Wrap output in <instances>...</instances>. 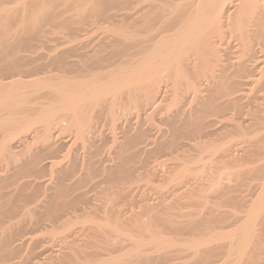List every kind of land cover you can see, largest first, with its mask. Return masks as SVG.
<instances>
[{
  "label": "bare ground",
  "instance_id": "6f19581e",
  "mask_svg": "<svg viewBox=\"0 0 264 264\" xmlns=\"http://www.w3.org/2000/svg\"><path fill=\"white\" fill-rule=\"evenodd\" d=\"M54 1L0 0V202L31 192L29 230L0 217V264H264V174L251 175L264 173V0ZM108 19L121 23L118 65L66 75L92 58L84 34ZM56 26L64 41L42 50ZM54 64L64 74L22 80ZM98 183L96 204L83 189ZM210 190L245 209L217 201L186 218ZM56 202L102 215L37 234L57 223Z\"/></svg>",
  "mask_w": 264,
  "mask_h": 264
},
{
  "label": "rangeland",
  "instance_id": "374dc122",
  "mask_svg": "<svg viewBox=\"0 0 264 264\" xmlns=\"http://www.w3.org/2000/svg\"><path fill=\"white\" fill-rule=\"evenodd\" d=\"M58 1V2H57ZM60 1V2H59ZM61 3V2H64V0H55L54 1V3ZM61 9V8H60ZM118 19V18H117ZM120 20V19H119ZM113 21V22H112ZM55 22H53V24H54ZM115 23V24H114ZM118 25H117V24ZM56 24V23H55ZM121 23H119V21H114V20H107V21H105V20H103V22L101 23V25H94V26H90V32H88V33H86V35H88L89 33V35L88 36H86L85 34H84V39H82V40H84V42L81 44L82 46H83V48H84V50H83V48L80 50V51H83L84 53H85V49H87V51H86V53H89V54H92L91 52H93L94 53V57L93 56H91L92 58H89V62L87 61L86 63H88V64H86L85 63V65H89V66H85V65H83V64H81V65H83V67L80 65V67L78 66V63L76 64V66L74 65L73 66V68L71 67H69V69L71 70V71H68L69 69L68 68H66V75L67 74H69V75H73L74 73L73 72H80V73H83L82 72V70H83V68L85 67V69L84 70H87V71H89L90 70V72H92L93 71V68L95 69L94 71L96 72V71H98L99 70V72H100V70L103 72V71H105V70H110V69H112V67L113 68H115L116 66H115V64L116 65H118V63H119V61L120 60H118L119 58L121 59V53L119 54V52H116V53H118V54H116L115 55V53H113L112 51H113V46H110V44L113 42V39L115 38H117L116 36H117V31H118V29H119V27L121 26L120 25ZM117 25V26H116ZM119 26V27H118ZM59 26H56L55 28H57V29H54V31L51 33V34H48V36L46 37V38H49L50 37V39H46V41H41L40 42V46L41 45H43V44H45V46L47 47V48H45V46H42V50H48V49H50V48H55L59 43H61L62 42V40L64 41V39H60V37L62 38L63 36H65V35H63V32H64V30H62V29H60V28H58ZM118 27V28H117ZM46 28V27H45ZM57 30H59V32L57 31ZM62 31V32H61ZM59 35H60V37H59ZM63 35V36H62ZM87 38H86V37ZM89 39V40H88ZM98 39V40H97ZM114 39V40H115ZM45 40V39H44ZM55 40H56V43H55ZM111 40V41H110ZM61 41V42H60ZM81 41H80V43H81ZM106 41H109L110 43L109 44H107L108 42H106ZM87 44H86V43ZM89 42V43H88ZM100 42H102V43H100ZM58 43V44H57ZM105 43H106V45H105ZM51 44V45H50ZM51 47H50V46ZM56 45V46H55ZM87 45V46H86ZM98 45H100V46H98ZM112 45V44H111ZM49 46V47H48ZM89 49V50H88ZM96 52H98V53H96ZM110 52H112V53H110ZM96 54H97V56H96ZM109 54H110V56H109ZM112 54H113V56H112ZM115 56V57H114ZM79 59V58H78ZM88 59V58H87ZM92 59V60H91ZM90 63V64H89ZM56 65L57 64H54L53 65V67H50V68H48L49 66H46V67H40V69H35L33 72H30V73H28L29 75H27V78L26 79H22V80H25V81H32V79H33V81H35L36 79L38 80V79H41V78H43V76L45 77V76H49V75H51V76H56V73H58L59 75H62V74H64V72L63 71H65V69H61L60 68V66H58L57 65V67H56ZM52 66V65H51ZM82 67V69H80ZM86 67L88 68V69H86ZM110 69H109V68ZM41 68H42V70H41ZM45 68V69H44ZM55 68V69H54ZM58 68V69H57ZM78 70H77V69ZM101 68H103V69H101ZM107 68V69H106ZM52 69H54L53 71H52ZM75 69V70H74ZM52 72V74H54V75H52L51 74V72ZM80 70V71H79ZM44 71V72H43ZM93 71V72H94ZM43 72V73H42ZM54 72V73H53ZM69 72V73H68ZM77 72H76V74H77ZM94 72V73H95ZM40 73V74H39ZM60 73H62V74H60ZM84 73H85V71H84ZM25 74V73H24ZM23 74V75H24ZM31 74V75H30ZM39 74V75H38ZM46 74V75H45ZM48 74V75H47ZM79 74V73H78ZM35 75V76H34ZM71 75V76H72ZM75 75V74H74ZM34 76V77H33ZM18 77H16V79H17ZM1 79L2 78H0V81H1ZM15 79V78H14ZM15 79V80H16ZM19 79V78H18ZM27 79H29V80H27ZM13 80V79H12ZM46 91H44L43 90V92L41 93V91H40V94H39V91L38 92H36V94L38 93V95H34L33 96V99L35 100V102L37 101V102H39L40 100L42 101V100H44V96L45 95H43L44 93H45ZM42 95V96H41ZM124 96H126V95H124ZM34 97H36V99L34 98ZM40 97V98H39ZM42 97V98H41ZM99 110V111H98ZM96 111L97 112H99V114L96 112V114H98V115H96V121L98 122V124L99 125H101V127L102 128H104V129H107L106 131H109V123H111V122H109L110 120L108 119V120H106L105 118L106 117H108V115L106 116V115H103L102 113H103V111L102 110H100V109H96ZM107 111V110H106ZM100 114H102V115H100ZM102 116V117H101ZM103 119V120H102ZM103 122V123H102ZM104 123H105V125H104ZM109 124V125H108ZM192 129V128H191ZM194 129V128H193ZM197 131H189V134H188V132H187V134H186V137L187 138H192V139H195L197 142H198V132L196 133ZM215 137H217V136H215ZM0 140H1V136H0ZM206 141H208V139L206 140ZM189 151H188V153H193V151H196V150H194L193 149V151H192V149H188ZM196 153V152H195ZM194 153V154H195ZM262 161V160H261ZM260 161V162H261ZM258 162V163H256V165H258V164H262L263 162ZM264 164V163H263ZM252 172H251V175L253 176L254 175V177H256L257 176V181L259 182V176L261 175V174H264V173H262L261 171H259L258 172V170L256 171L255 169L254 170H251ZM258 172V173H257ZM202 173H204V174H202ZM200 175H198V178H195V179H193V180H191V183H192V181H193V183L194 184H199V182L201 183V182H203L204 180L206 181L207 180V178H208V172L207 171H205V172H202ZM253 173V174H252ZM259 173H260V175H259ZM206 175V176H205ZM203 176V177H202ZM263 176V175H262ZM98 178V177H97ZM101 177H99L98 178V180H101L100 179ZM202 178V179H201ZM197 181V182H196ZM204 181V182H205ZM257 181H255V179H254V182H256L257 183ZM196 182V183H195ZM253 182V183H254ZM256 183H254L255 185H257ZM100 183H98L97 185L98 186H96V187H88L87 186V188L85 187L83 190H87V192L89 193L88 194V197L89 196H91L92 198H93V200H94V203H96V204H99V200H98V198H97V196H98V194L103 190V189H105L106 187H108V184L107 183H102V184H100ZM157 184H159V182L157 183ZM107 185V186H106ZM172 186H170L169 188H165L164 190L165 191H168V190H170V188H171ZM91 189V190H88V189ZM26 192L27 191H25V194H26ZM31 192L30 191H28V195L30 194ZM23 194V196L25 195L24 193H22ZM219 194V195H218ZM27 195V194H26ZM28 195L27 196H20L21 198L23 197V199H24V201L23 200H21V198H19L20 199V203L19 204H15V205H12V206H10V205H8V203H6V200L5 199H3L5 202H0L1 204H0V210H1V212L3 213H7V211H9V210H11V212L9 211L8 213L10 214H4V215H1L2 213L0 212V217L2 218V219H5V223H4V226H5V229H6V226L7 225H9L10 227L11 226H13V228H12V230H10L11 232L13 231V229H14V232L15 231H17V229L18 230H21L22 228H24V229H28V228H30L31 227V224H30V218H31V216H30V213H27L28 212V209H26L27 208V206L26 205H24L25 204V200L26 199H28ZM201 195V196H200ZM219 196V197H218ZM222 196V195H221ZM220 196V192H216V191H206V192H204L203 194H199L198 193V196H195L193 199H190V200H188V202H187V204L185 205V208L183 209V211H184V213L186 214H189L190 216H187L186 218H188V219H192L194 216H195V218H197V220H198V222L199 221H201L200 219H206L207 217H208V214H206L208 211H210L213 207H215V205L218 203L217 201H220L221 202V204L223 203V205H224V207H223V209H226V210H232V208H234V210H235V207L234 206H236L237 204L236 203H233V202H231V201H229V198L228 197H221ZM91 197H89V198H91ZM197 198H199V199H197ZM201 198H203V199H201ZM228 198V199H227ZM216 199H219V200H216ZM220 199H222V201L220 200ZM226 201H225V200ZM91 200V199H90ZM204 200V201H203ZM210 201V203H209V201ZM224 200V201H223ZM92 201V200H91ZM208 201V202H207ZM216 201V202H215ZM191 202V203H190ZM226 202V203H225ZM18 203V202H17ZM23 203V204H22ZM209 203V204H208ZM81 204V205H80ZM79 205L77 204V205H75L74 207H75V209H73V207L72 206H69L70 208H68V206H64L63 205V203H57L56 202V204H54L53 205V207H55L54 208V210H58L59 212L58 213H60V211H61V213L63 212V214L61 215V213L60 214H58L57 215V211H55L54 213L58 216H56V218H57V223L54 225V227L53 228H50L49 230H41V231H38L37 232V234H40V235H47V234H49L48 232H54L55 234H60L61 232H62V229H59V225H61L62 223H64V221H73V223H72V229H80V228H82V227H90V226H92L93 224H94V222H96V221H98L99 220V218L101 217V215H102V212H101V208L100 209H98V210H96V209H93V208H88V207H86L84 204L85 203H83V205H82V203H80ZM198 204V205H197ZM227 204H228V206H227ZM232 204H234V205H232ZM236 204V205H235ZM245 205H247V203H244ZM1 205H2V207H1ZM17 205H18V207H17ZM19 205H21V206H19ZM63 205V206H62ZM205 205V206H204ZM209 205V206H208ZM226 205V206H225ZM230 205L232 206V207H230ZM10 206V207H9ZM80 206H82L81 208H80ZM15 207V208H14ZM63 207H65V208H67L68 210L66 211V209L65 208H63ZM76 207H78V208H76ZM84 207H86L87 209H84ZM196 207H198V209L196 208ZM204 207H206L205 209H204ZM208 207V208H207ZM237 207H239L240 209H239V211L240 210H243V209H245L244 208V206L243 205H237ZM243 207V208H242ZM9 208V209H8ZM64 209V211H63V209ZM192 208V209H191ZM204 209V211H203V209ZM4 209H6V210H4ZM193 211H191V210ZM194 209V210H193ZM202 209V210H201ZM206 209H207V212H206ZM53 210V211H54ZM185 210H187V211H185ZM196 210V211H195ZM190 211V212H189ZM200 211H202L201 213H200ZM197 212H199V214L197 213ZM65 213V214H64ZM193 213V215L191 216V214ZM196 213H197V216H196ZM240 213V214H239ZM243 212H238V214L240 215H238V217H241V216H243L244 215V213L242 214ZM195 214V215H194ZM4 216V217H3ZM206 216V217H205ZM183 219H185V218H183ZM187 219V220H188ZM234 219H238V221L237 222H241L240 224H242L243 223V221L240 219V218H234ZM186 220V219H185ZM192 220H194V219H192ZM22 221H23V224H22ZM26 222V223H25ZM160 222V221H159ZM20 223V224H19ZM161 224V223H160ZM239 224V223H238ZM237 224V225H238ZM18 225V226H17ZM20 225V226H19ZM23 225H25V227H22ZM28 225L30 226V227H28ZM163 225V223L161 224V226ZM166 225V226H165ZM236 225V226H237ZM165 226V227H164ZM235 226V227H236ZM8 227V226H7ZM18 227H20L21 229H19ZM27 227V228H26ZM233 227V226H232ZM17 228V229H16ZM162 228H164L163 230L165 231V232H167V233H169L168 231H169V229H167L168 228V224H165L164 223V225L162 226ZM166 228V229H165ZM0 229H2V228H0ZM199 229V231H198V234L201 232V230H200V228H198ZM229 228H227V230H228ZM29 230V229H28ZM162 230V231H163ZM230 230H231V228H230ZM18 232V231H17ZM186 234L185 235H182V236H184L183 238H185V237H188L189 236V234H191V230H189V231H186L185 232ZM194 233V232H193ZM181 236V237H182ZM124 243L127 245V244H129V241H124ZM94 258H96V257H94Z\"/></svg>",
  "mask_w": 264,
  "mask_h": 264
}]
</instances>
